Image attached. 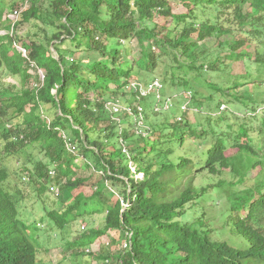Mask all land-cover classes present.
Returning <instances> with one entry per match:
<instances>
[{"label": "trees", "instance_id": "trees-1", "mask_svg": "<svg viewBox=\"0 0 264 264\" xmlns=\"http://www.w3.org/2000/svg\"><path fill=\"white\" fill-rule=\"evenodd\" d=\"M45 1L48 5L42 10L40 3ZM172 1L185 12H175L171 0H32L16 27L34 20L44 25V35L36 40L31 34L25 38L0 36V71L4 67L13 75L29 77L26 69L32 62L44 74L41 87L32 94L0 92V264L39 261V244L19 216L24 194L14 180L9 181L2 162L27 153L31 161L32 150H38L44 161L36 162L32 173L24 166L21 174L30 177L38 198L50 186L57 188L64 203L46 214L54 226L62 229L85 215L104 213L102 230L92 229V237L83 234L73 246L90 244L109 231L121 232L123 243H129L106 264H264V181L231 194L227 200L233 232L246 243L244 248H236L213 240L209 231L201 229L200 219H185L200 196L189 180L185 181L195 162L187 157L170 158L175 147L184 145V138L202 139L197 144H202L201 152L196 154L204 160L197 173L216 176L224 170L231 172L237 154L255 152L247 129L240 125L233 131L227 124L225 134H216L215 141L208 142L206 134L214 133L212 127L203 126L199 132L185 122L186 113L179 122L177 115L174 123L168 116L167 123L152 122L142 131V138L141 132L132 130L128 114L121 112L119 125L107 107L117 101L116 93L130 79L134 63L152 72L161 58H169L167 52L169 67L160 74L172 88L190 83L181 76L175 78L176 72L196 75L194 80L211 73L214 79L206 80V86L223 93L220 98L235 100L238 96L229 91L253 83L232 76L225 61L249 56L242 48L252 34L261 32L264 0ZM3 13L0 10V18ZM17 39L26 58L13 49ZM213 39L217 42L213 52L200 50L202 42ZM132 41L138 44L137 60L130 56ZM50 47L58 59L51 56ZM257 54L256 62L264 64V55ZM187 91L192 95L191 105L193 92ZM126 95L134 101L133 94H121ZM201 97L212 103L211 95ZM133 101L129 98L126 103ZM44 104L57 112L52 122L36 114ZM148 110L150 104L145 107L146 114ZM251 111L257 112L255 108ZM262 127L256 129L260 135L264 122ZM152 134L157 138L151 142ZM122 145L128 148V157L122 153ZM228 147L234 155H226ZM77 157L84 160L80 165L74 163ZM51 170L55 171L53 178L48 175ZM137 174L142 178H135ZM86 188L93 189L88 197L82 192Z\"/></svg>", "mask_w": 264, "mask_h": 264}, {"label": "rangeland", "instance_id": "rangeland-1", "mask_svg": "<svg viewBox=\"0 0 264 264\" xmlns=\"http://www.w3.org/2000/svg\"><path fill=\"white\" fill-rule=\"evenodd\" d=\"M31 1L0 0V10L4 12L0 18V36L9 34L10 36L25 38L24 36L28 34L30 36L31 34V38L36 40L44 35L43 31L46 28L40 22L34 20L20 26L18 29L16 27L17 23L21 20V14L30 8ZM40 4L42 6L41 9L44 10L48 2L45 1ZM171 4L173 9L176 8L175 12H185L182 7H176V3L172 0ZM14 11L18 12V14L15 15L13 13ZM14 15L15 17H13ZM197 15L201 16V12L198 11ZM156 22L160 25L163 24L161 19H156ZM259 28L261 32L259 34H252L250 40L247 42L248 44L242 48L249 56L240 61H225L227 67L230 65L227 71L232 76H240L242 83L253 82L229 91L230 94L237 95L238 99L234 100L229 96L226 99L220 98V94L223 93L213 91L210 88L211 86L208 88L206 86V80L210 81L214 79L211 73H204L203 76L194 80L196 75H186L185 72H176L175 78L178 77L179 80L181 76L184 79H188L190 81L189 85L186 87L172 88L169 83L165 84L163 74H160V71L164 73L169 67L170 55H168V52L167 56L169 58L167 57L166 60L161 58L157 63L158 67L152 72H147L145 67L134 63L130 79L116 93L118 94L116 97L117 101L123 105L131 107H136L139 103L152 105L155 104L153 97L143 98L142 102L141 100L139 101L136 94L129 92L128 83L131 81L148 82L153 79H158L164 85L161 96L164 98H172V107L168 111L162 110L164 113L162 112L161 114V110L155 112L152 108L150 111H147V116L144 115L147 119L144 117L141 124L140 121L132 118L133 127L131 128L137 134L141 132L140 135L142 138L145 136V134H142V131L147 128L149 129L154 121L156 122L155 124H163L166 122L165 116H168L169 122H175V116L177 115L178 117V114H180V98L177 94H182L187 90L193 92V99L191 105L189 104L190 107L187 111L185 122L189 126L197 128L199 132L201 131V127L205 126L207 128L210 125L214 133L209 131V134H206L208 142L215 141L216 134H220L221 132L225 134L228 130L227 124L232 126L230 130L233 131H236L240 125H243V128L247 129L248 137L251 138L255 152L251 155L237 154L236 159L233 161L234 169L231 172L224 170L220 175L216 176H212L205 171L197 173L196 170L203 165L204 160L201 154L198 155L201 152L202 144L197 145L202 139L197 140L192 137L184 138V145L182 147H175V153L170 157L173 160H177L179 157H187L195 162L185 181L189 180L193 190L198 192L200 196L197 198L195 206L188 210L185 219L188 222H195L194 220L200 219L202 221L201 229L209 231L213 240L225 241L236 248H244L246 243L241 236L233 232V225L227 212V200L231 194L243 193L245 190L254 188L264 181V130L262 129L263 133L261 135L256 130L263 128L262 123L264 122V64L256 62V58L259 57L257 53H260L262 56L264 55V25L261 24ZM55 32L50 35H54ZM246 35L248 36L249 34ZM216 43L214 39L204 41L200 45V50L205 49V51L213 52L216 48ZM54 44L55 42L52 43V46ZM12 46L15 51L20 52L23 58L27 57V53L23 52L25 49L20 45L18 39L13 41ZM129 49L131 52L130 56L137 60L139 58V48L136 41L130 43ZM50 54L55 59H58L57 52L52 47H50ZM171 71L173 69L169 70L168 76H170ZM26 72L29 77L20 74L13 75L3 67L0 71V92L8 91L9 94L15 92H18V94H32L31 91L40 88L44 79L43 72L37 69L32 62H30ZM121 94H133L134 101L129 96L133 102L126 104V100L129 98L127 95L123 97ZM196 94L202 95L199 96ZM210 95L213 97V100H211V104H208V101L204 98L202 99L201 96L207 98ZM198 100L203 103L201 106L197 105ZM219 103H221V106L224 105L223 110L219 109L221 106H217ZM252 108L257 110L255 114L251 111ZM56 113L50 104L41 105L36 110V114H40L48 122L53 121L52 119ZM218 117L224 119V122H218ZM142 126L144 128H140ZM156 138L157 135L152 134L149 140L152 142ZM134 139L136 141V138ZM234 154L235 152L232 148L228 147L226 155L232 156ZM27 155L28 153L17 156V160L6 159L2 162L9 171V181L14 180L24 194V199L19 204V216L29 227L31 236L39 244L37 253L39 261L37 264H106L107 260L111 262V257H114L124 250L122 233L119 231H109L107 234L96 238L90 244L81 247L73 246V242L79 240L83 234L90 235L92 229L102 230L104 226V213L85 215L67 224L62 229L54 226L47 219L46 214L48 211L57 208L61 203H64V200L58 194L56 188L46 189L44 195L39 198L37 197L34 187L29 183L30 177L21 174V168L27 166V169L32 173L34 164L41 159L44 161V157L38 153V150H32L29 153V157L32 155L31 161H29ZM125 155L126 157L129 156V154ZM197 156L200 158H196ZM83 161V159L77 157L74 163L75 165H80ZM129 165L134 171L132 164L129 163ZM185 185L186 182L182 183V189H184ZM92 190V188H86L82 192L84 196L88 197L92 194ZM115 193V198H117L116 190ZM89 239L90 241L92 240V238Z\"/></svg>", "mask_w": 264, "mask_h": 264}, {"label": "built area", "instance_id": "built-area-1", "mask_svg": "<svg viewBox=\"0 0 264 264\" xmlns=\"http://www.w3.org/2000/svg\"><path fill=\"white\" fill-rule=\"evenodd\" d=\"M18 12H15V15H17ZM15 15L13 17H15ZM24 53L25 50H23ZM128 87L130 89L129 92L136 94L137 99L140 101L143 98L153 97L155 101V105L152 107L153 110L159 111L161 110H169L172 106L171 99H163L161 96L163 91V85L160 80L153 79L148 82H141V81H131L128 83ZM182 97V103L180 105V114L176 118V120L179 122L183 119L184 114L189 110V104L191 100V92L190 91H184L181 95ZM107 107L109 108L110 112L113 114H119L121 112L128 114L131 118H134L138 121H140V124L143 120V114H144V108L137 104L136 107H131L128 105H123L119 103L118 101L110 102L107 104ZM224 109V105L220 107V110ZM119 125L121 124L120 120L116 118L114 120ZM144 128V126L140 127ZM71 150L74 151V148L71 147ZM124 153H127L125 149H123ZM50 175H54L53 172H50Z\"/></svg>", "mask_w": 264, "mask_h": 264}, {"label": "clouds", "instance_id": "clouds-1", "mask_svg": "<svg viewBox=\"0 0 264 264\" xmlns=\"http://www.w3.org/2000/svg\"><path fill=\"white\" fill-rule=\"evenodd\" d=\"M142 82V81H141ZM182 95V94H181ZM181 95H180V101H179V104L181 105V103H182V97H181ZM163 97V96H162ZM163 99H171V102H172V98L171 97H169V98H164L163 97ZM141 102H142V100H141ZM125 104V103H124ZM126 104H128V103H126ZM140 104V103H139ZM143 108H144V114H143V118L145 117L144 115H146V112H145V107H146V105H143V104H140ZM153 105V104H152ZM152 105H150V110L152 109ZM172 107V106H171ZM220 109V108H219ZM168 111V110H167ZM163 112V111H162ZM187 113V112H186ZM185 113V114H186ZM184 114V115H185ZM179 115V114H178ZM131 121H132V118H131ZM122 153L123 154H128V152H127V149H126V147L124 146V145H122ZM123 149H125L126 150V152L127 153H124L123 152ZM129 167H130V165H129ZM130 169H131V174H134L135 173V170L133 171L132 170V168L130 167ZM51 172V171H50ZM48 175H49V177L50 178H53V177H55L54 175L52 176V175H50V173H48ZM134 177H135V175H134ZM135 178H142V174H140V175H136V177ZM51 188L50 189H53V188H56V187H54V186H50ZM57 189V188H56ZM58 191V190H57ZM131 238V235H128V239H130ZM129 245V243L128 242H125L124 243V247L126 248L127 246ZM108 261H106V263H107Z\"/></svg>", "mask_w": 264, "mask_h": 264}, {"label": "bare ground", "instance_id": "bare-ground-1", "mask_svg": "<svg viewBox=\"0 0 264 264\" xmlns=\"http://www.w3.org/2000/svg\"><path fill=\"white\" fill-rule=\"evenodd\" d=\"M155 104H153L152 105V107L154 106ZM112 113V112H111ZM121 113H119V114H113L112 113V116L114 117V120L116 119V118H118L119 119V115H120ZM133 166V165H132ZM134 168V167H133ZM134 170H135V168H134ZM51 172H53L54 173V176H55V171H53V170H51ZM137 175H140V174H137ZM121 205L124 207V208H127L128 207V204L127 203H124L123 201H121Z\"/></svg>", "mask_w": 264, "mask_h": 264}]
</instances>
